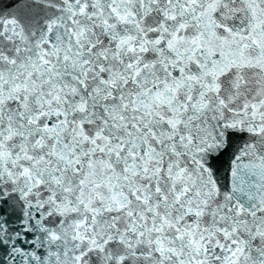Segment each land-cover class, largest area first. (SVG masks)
I'll return each instance as SVG.
<instances>
[{"label":"snow or ice","instance_id":"6c2138e0","mask_svg":"<svg viewBox=\"0 0 264 264\" xmlns=\"http://www.w3.org/2000/svg\"><path fill=\"white\" fill-rule=\"evenodd\" d=\"M0 264H264V0H0Z\"/></svg>","mask_w":264,"mask_h":264}]
</instances>
